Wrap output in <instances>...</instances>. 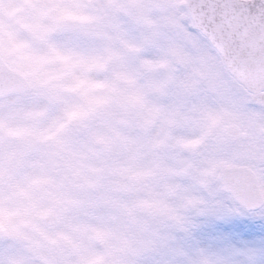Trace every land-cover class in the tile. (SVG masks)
<instances>
[{
  "label": "snow or ice",
  "instance_id": "1",
  "mask_svg": "<svg viewBox=\"0 0 264 264\" xmlns=\"http://www.w3.org/2000/svg\"><path fill=\"white\" fill-rule=\"evenodd\" d=\"M105 169L129 215L176 175L264 208V0H0V264H103L73 219Z\"/></svg>",
  "mask_w": 264,
  "mask_h": 264
},
{
  "label": "rangeland",
  "instance_id": "2",
  "mask_svg": "<svg viewBox=\"0 0 264 264\" xmlns=\"http://www.w3.org/2000/svg\"><path fill=\"white\" fill-rule=\"evenodd\" d=\"M111 162V161H110ZM169 167H177L175 160L165 161ZM107 169L101 173V182H106L109 175ZM114 190L105 198L98 199L104 190L86 189L80 199L84 202L74 214L73 223L79 225L75 234L84 250H93V254H101L110 248L113 238L130 239L137 235H144L159 230L161 238L167 231L158 225L159 219L155 214L140 210L137 207L131 215L125 210L131 206L136 197L129 190L121 187L128 184L126 175L114 173ZM169 183L180 185L175 191L168 194L171 203L180 189L190 186L192 190L205 202L207 210L202 214L194 215L190 234L177 233L178 241L185 248L202 247L214 251L239 250L253 254L254 264H264V209L258 213H247L229 195L220 192L218 183H212L207 189L199 185H192L191 181L179 175L173 176ZM105 189V188H104ZM102 204L104 207H97ZM94 229H100L103 234L96 235ZM167 260L166 248L161 252H145L138 258L139 264H165ZM237 264H247V258L238 256Z\"/></svg>",
  "mask_w": 264,
  "mask_h": 264
},
{
  "label": "clouds",
  "instance_id": "3",
  "mask_svg": "<svg viewBox=\"0 0 264 264\" xmlns=\"http://www.w3.org/2000/svg\"><path fill=\"white\" fill-rule=\"evenodd\" d=\"M191 183L198 185L196 181ZM194 197L203 202L188 204V199ZM170 206L172 211L165 215L147 208L140 209L159 217L158 225L167 229L162 238L158 228L130 239L114 237L110 248L99 254L104 257L103 264H139L138 258L145 252L159 253L165 248L167 254L165 264H237L235 258L238 256L246 257L247 264H254L253 254L249 252L232 249L218 252L202 247L189 249L178 241L177 233L189 235L194 215L202 214L207 210L205 201L190 186L181 188Z\"/></svg>",
  "mask_w": 264,
  "mask_h": 264
},
{
  "label": "water",
  "instance_id": "4",
  "mask_svg": "<svg viewBox=\"0 0 264 264\" xmlns=\"http://www.w3.org/2000/svg\"><path fill=\"white\" fill-rule=\"evenodd\" d=\"M262 207H257V208H246L247 211H257Z\"/></svg>",
  "mask_w": 264,
  "mask_h": 264
},
{
  "label": "flooded vegetation",
  "instance_id": "5",
  "mask_svg": "<svg viewBox=\"0 0 264 264\" xmlns=\"http://www.w3.org/2000/svg\"><path fill=\"white\" fill-rule=\"evenodd\" d=\"M75 224V223H74ZM87 252L93 253V250H86Z\"/></svg>",
  "mask_w": 264,
  "mask_h": 264
}]
</instances>
